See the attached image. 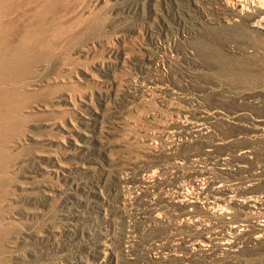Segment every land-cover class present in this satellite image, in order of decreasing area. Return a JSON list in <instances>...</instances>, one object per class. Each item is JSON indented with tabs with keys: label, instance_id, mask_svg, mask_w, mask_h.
<instances>
[{
	"label": "rangeland",
	"instance_id": "obj_1",
	"mask_svg": "<svg viewBox=\"0 0 264 264\" xmlns=\"http://www.w3.org/2000/svg\"><path fill=\"white\" fill-rule=\"evenodd\" d=\"M263 194L264 0H0V264H264Z\"/></svg>",
	"mask_w": 264,
	"mask_h": 264
},
{
	"label": "bare ground",
	"instance_id": "obj_2",
	"mask_svg": "<svg viewBox=\"0 0 264 264\" xmlns=\"http://www.w3.org/2000/svg\"><path fill=\"white\" fill-rule=\"evenodd\" d=\"M196 1V0H195ZM239 1V0H238ZM236 2V1H235ZM238 4V3H237ZM260 23V22H259ZM264 195V194H263ZM262 196V195H261ZM108 244V243H107Z\"/></svg>",
	"mask_w": 264,
	"mask_h": 264
},
{
	"label": "built area",
	"instance_id": "obj_3",
	"mask_svg": "<svg viewBox=\"0 0 264 264\" xmlns=\"http://www.w3.org/2000/svg\"><path fill=\"white\" fill-rule=\"evenodd\" d=\"M204 129H206V128H204ZM239 167V166H238Z\"/></svg>",
	"mask_w": 264,
	"mask_h": 264
}]
</instances>
